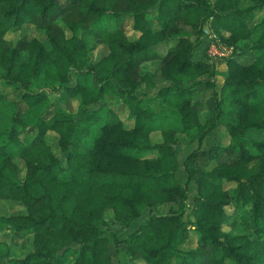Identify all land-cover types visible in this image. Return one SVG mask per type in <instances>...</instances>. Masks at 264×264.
I'll return each instance as SVG.
<instances>
[{"label": "trees", "instance_id": "obj_1", "mask_svg": "<svg viewBox=\"0 0 264 264\" xmlns=\"http://www.w3.org/2000/svg\"><path fill=\"white\" fill-rule=\"evenodd\" d=\"M22 24L43 38L5 37ZM204 25L232 47L218 90L210 54L193 57ZM152 61L155 70L141 68ZM47 67L56 84L30 87ZM0 79L24 103L17 112V100L0 92V200L23 208L0 213V229L30 237L17 257L0 240V264H65L68 248L67 264H264V0H0ZM140 86L155 95H139ZM198 88L213 101L204 118L192 108ZM60 96L76 99L75 111L55 105ZM153 96L177 127H152L156 114L142 99ZM41 105L52 108L45 114ZM215 128L225 142L204 148ZM177 135L196 142L182 158V183L174 176ZM190 182L191 219H182ZM164 203L165 212L153 211ZM187 232L193 243L182 246Z\"/></svg>", "mask_w": 264, "mask_h": 264}, {"label": "rangeland", "instance_id": "obj_2", "mask_svg": "<svg viewBox=\"0 0 264 264\" xmlns=\"http://www.w3.org/2000/svg\"><path fill=\"white\" fill-rule=\"evenodd\" d=\"M211 1V0H210ZM262 13H255L254 16L252 17V19L247 20V25L249 27H251L255 22H257V20L259 19V17L261 16ZM101 26L103 28H107L110 29L113 27V22L112 21H103ZM213 29L208 25H204L203 29H202V35L200 37V42L194 47L193 50V57L194 58H200L203 53L207 54L209 51V53H211V51H216L219 53L214 52V54L209 55V61L213 64L214 67V71L215 74L213 75V80L215 81V85H216V90L219 89V86L221 85L222 79H223V74L225 72V60H224V56L230 54V52L232 51V47L229 46V50L226 52V50L223 48L226 47L227 45H224L223 43H221L219 37L213 33L212 31ZM78 33L80 35H83L81 33L80 30H78ZM5 37L8 39H14L15 37H24V38H30V37H37V38H43V34L41 31L38 30H34L32 28V26L27 25V24H22L19 27H12L10 29L7 30V32L5 33ZM85 39H88V36H85ZM247 42H242L240 43V45L242 47H245ZM238 45V44H237ZM239 46V45H238ZM213 47V48H212ZM105 50L103 47H97L95 50L91 51V56L93 58H95L97 55H99L100 53H103ZM208 55V54H207ZM157 67V62L156 61H152V62H144L141 64V68L142 69H156ZM203 79L207 78V75H203L201 76ZM39 81H50L54 84H56V79L53 75L52 69L47 67V72L45 77H41V76H36L30 83V87L35 88V82H39ZM87 83L90 86H97V83L94 80L93 75H88L87 77ZM155 90L154 89H149L147 91H144L143 86L139 87V95H145V93H148L149 95H155ZM0 92L4 93L6 98L9 100H17V112L21 111L24 107V103L19 99V95H20V91L19 90H15L13 88L12 85L6 84L2 79H0ZM47 97H46V101L47 103L52 100V91L47 92ZM104 97L110 101L109 99L112 100H116L118 101L119 97L116 96L115 94H113L112 92H105L104 93ZM192 97H193V103H192V108L193 110L198 114V116L200 118H204L205 116H207L208 114H211L212 110H213V101L212 98L209 96V89H201L198 88L197 90H195L192 93ZM142 101L144 103H146L148 105V107L151 109L152 112H154V114H156V117L154 118V120L151 122L152 127H169V126H176L177 124L175 122V120L173 119V114L171 113L172 110L169 109L164 103H162L159 98H157L156 96L153 97H144L142 99ZM55 105L62 107L63 110L65 111H69V112H73L75 111V106L77 104V100L74 98H68L67 96H60L59 98H57L55 101ZM52 107H49L48 109L45 108L44 106L41 105L38 107L39 110H45V114H48V112H50ZM103 108V107H102ZM124 112V111H123ZM102 113V111H101ZM98 125L95 124V126H91V136L96 134L98 132ZM30 130L25 132V133H21V135H23V138L25 139V141L28 140L29 136H30ZM251 134V133H250ZM225 135L223 134V132L221 130H218V128L213 129L212 131H210L204 138L203 140V147L206 148V146L208 147L209 145H211L214 141L220 142V143H224L225 142ZM259 136H261V134H259ZM159 136V132H152L151 133V139L152 140H156L158 139ZM54 136L50 133L48 134V141L52 146V150H54L56 152V147H55V143H54ZM211 141V142H210ZM190 141H186L183 136L181 135H177V145L175 147L176 150V157H177V167L176 170L174 172V176L176 178V180L179 183L183 182L184 176H185V171L182 168L181 165V161H182V154H186L187 152H189L192 148L195 147L196 142L195 141H191V143H189ZM209 143V145L207 144ZM60 176L65 178L67 176L66 173H60ZM195 193V185L193 182L189 183V189L187 191V199H186V204H185V208L182 214V219L184 218H189L191 219V216L187 215L190 213V209L192 206V198L193 195ZM14 201H9V200H0V213H10V212H20L22 211V207L20 208V205L17 203H13ZM169 203H164V204H160L157 206L153 207V211L161 213V212H165L168 208H169ZM175 207V205H174ZM227 210L231 209V206L228 205L225 207ZM148 212V208H144L140 214V216H138L137 218H135L134 220H132L129 224L128 227L120 230L119 232H117L116 236L117 237H123L125 234H127L129 231H131L133 228L136 227V225L144 218V216L146 215V213ZM105 219L110 220V213L109 212H105L104 214ZM115 228V226H112ZM109 239V251L110 253H112V245H111V240L113 238L112 234L109 232L105 233ZM187 234L189 236H187L186 240L183 241L181 244L183 245H192L193 243V238H192V234L189 232H187ZM0 240L4 241V243L8 244V248H9V254L11 256L17 257V256H21L23 255L29 248H30V237L28 233H15V232H9L7 230H1L0 229ZM186 242V243H185ZM75 244H71L70 247H73ZM70 249V250H69ZM71 257H73L72 253H71V248H68L66 250V252L63 255V260L64 263L67 264L70 260ZM114 259V258H113ZM115 260V259H114Z\"/></svg>", "mask_w": 264, "mask_h": 264}, {"label": "built area", "instance_id": "obj_3", "mask_svg": "<svg viewBox=\"0 0 264 264\" xmlns=\"http://www.w3.org/2000/svg\"><path fill=\"white\" fill-rule=\"evenodd\" d=\"M213 48V47H212ZM223 48L226 50V52L229 50V46H226V47H224L223 46ZM210 52V51H209ZM208 52V54H210V55H212V54H214V52H216V51H211V53H209ZM216 53H219V52H216Z\"/></svg>", "mask_w": 264, "mask_h": 264}, {"label": "crops", "instance_id": "obj_4", "mask_svg": "<svg viewBox=\"0 0 264 264\" xmlns=\"http://www.w3.org/2000/svg\"><path fill=\"white\" fill-rule=\"evenodd\" d=\"M218 130H220V129L218 128ZM210 142H211V141H210ZM189 143H191V141H190ZM207 144L209 145V143H207ZM195 145H196V144H195ZM206 147H207V146H206ZM187 153H188V152H187ZM184 155H185V154H182L183 157H184Z\"/></svg>", "mask_w": 264, "mask_h": 264}]
</instances>
